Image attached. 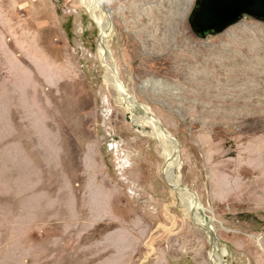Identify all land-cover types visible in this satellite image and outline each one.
<instances>
[{
    "label": "rangeland",
    "instance_id": "rangeland-1",
    "mask_svg": "<svg viewBox=\"0 0 264 264\" xmlns=\"http://www.w3.org/2000/svg\"><path fill=\"white\" fill-rule=\"evenodd\" d=\"M98 1L118 79L176 142L222 263L264 264V20L203 33L199 0ZM100 40L80 0H0V264H213Z\"/></svg>",
    "mask_w": 264,
    "mask_h": 264
},
{
    "label": "bare ground",
    "instance_id": "bare-ground-1",
    "mask_svg": "<svg viewBox=\"0 0 264 264\" xmlns=\"http://www.w3.org/2000/svg\"><path fill=\"white\" fill-rule=\"evenodd\" d=\"M80 3L99 27L101 40L98 47L100 50L103 68L106 71L104 81L115 92L117 102L130 114L131 117L127 113L131 123L139 126L140 128H144L142 126L143 122H145V126H152L151 130L145 131V133H141L139 131V133L151 137L161 146L162 156L166 164V168L164 170V180L169 187L171 194L175 198L177 205L185 211L186 215L191 217L193 224L203 230L207 236L208 242L212 248L210 251V258L213 261V264H223V255L219 252L217 245L213 243L214 227L211 219L204 213L202 206L197 202L198 200L195 193L193 195L187 188H181L175 182V163L178 161V156L176 154V142L169 135V133L162 130L158 121L156 122L149 118L145 113V109L141 107L133 97L129 96L125 85L118 79V71H116V67H114L112 62H110L111 54H109V50L104 39L107 37L109 32V22L106 20V17L102 16V2L100 3L98 0H80ZM149 84L153 86V88L162 86L159 81L156 82L154 80L149 82ZM135 105H137L138 108H136Z\"/></svg>",
    "mask_w": 264,
    "mask_h": 264
},
{
    "label": "water",
    "instance_id": "water-1",
    "mask_svg": "<svg viewBox=\"0 0 264 264\" xmlns=\"http://www.w3.org/2000/svg\"><path fill=\"white\" fill-rule=\"evenodd\" d=\"M101 10L104 13H108L106 9L102 8ZM244 12H249L264 20V0H199L195 19L198 25L218 31L233 24ZM135 107L138 108L137 105ZM124 120L130 123V127L137 132L145 133V131L149 130V128H140L131 123L127 113ZM213 243L217 245L215 238L213 239Z\"/></svg>",
    "mask_w": 264,
    "mask_h": 264
},
{
    "label": "flooded vegetation",
    "instance_id": "flooded-vegetation-1",
    "mask_svg": "<svg viewBox=\"0 0 264 264\" xmlns=\"http://www.w3.org/2000/svg\"><path fill=\"white\" fill-rule=\"evenodd\" d=\"M198 3H199V2H198ZM197 11H198V9H196V11H195V13H194V17H193V19H192V21H191L192 26H193L197 31H199V32H203V33H204V32H205V33H210V32L216 31V30H214V29H212V28H205V27H203V26L197 24L196 19H195V15H196Z\"/></svg>",
    "mask_w": 264,
    "mask_h": 264
}]
</instances>
